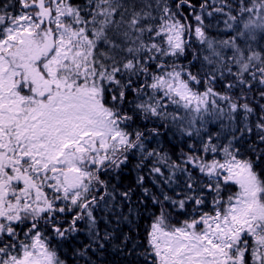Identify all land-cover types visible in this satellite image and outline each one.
I'll return each instance as SVG.
<instances>
[{
	"label": "snow or ice",
	"instance_id": "snow-or-ice-1",
	"mask_svg": "<svg viewBox=\"0 0 264 264\" xmlns=\"http://www.w3.org/2000/svg\"><path fill=\"white\" fill-rule=\"evenodd\" d=\"M0 264H264V0H0Z\"/></svg>",
	"mask_w": 264,
	"mask_h": 264
}]
</instances>
